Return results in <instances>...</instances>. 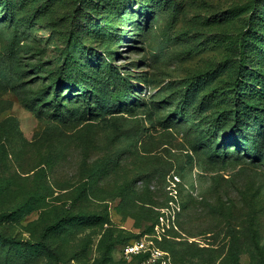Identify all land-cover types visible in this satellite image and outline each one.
Returning <instances> with one entry per match:
<instances>
[{"label": "rangeland", "instance_id": "rangeland-1", "mask_svg": "<svg viewBox=\"0 0 264 264\" xmlns=\"http://www.w3.org/2000/svg\"><path fill=\"white\" fill-rule=\"evenodd\" d=\"M251 205L264 0H0V264H264Z\"/></svg>", "mask_w": 264, "mask_h": 264}, {"label": "trees", "instance_id": "trees-1", "mask_svg": "<svg viewBox=\"0 0 264 264\" xmlns=\"http://www.w3.org/2000/svg\"><path fill=\"white\" fill-rule=\"evenodd\" d=\"M254 207L255 206L251 205L248 208L244 209L245 210L244 219H241L242 224L244 226L240 227V228H243L245 232L246 231L247 232H249V231L251 232V236H249L251 238V242L249 243V245H250V247L252 249V250H250V254L254 258L263 259L264 252H263V250L261 249V246H260V240L261 239L259 238L260 234L258 232V229H256L253 224H252L253 227L249 225V222L254 220V217H253L254 214H256ZM8 216L9 215L4 216V217H8ZM57 226H58V224L55 223L54 225L49 226L48 230H52V229L56 228ZM0 242L3 243V244H7V245H13V244L14 245H21L22 244V242H20L19 240L15 239V238H12V237H5L1 233H0ZM27 244H29V243H27ZM31 246L36 247L34 245H31ZM141 256L143 258L147 257V255H135L133 257L138 258V257H141Z\"/></svg>", "mask_w": 264, "mask_h": 264}, {"label": "built area", "instance_id": "built-area-1", "mask_svg": "<svg viewBox=\"0 0 264 264\" xmlns=\"http://www.w3.org/2000/svg\"><path fill=\"white\" fill-rule=\"evenodd\" d=\"M151 243V242H150ZM124 257L129 258L135 255H147V262L154 264L156 260H160L162 257L158 250H155L148 242L143 240H137L129 245H125L122 250ZM161 264H165V260L162 259Z\"/></svg>", "mask_w": 264, "mask_h": 264}]
</instances>
